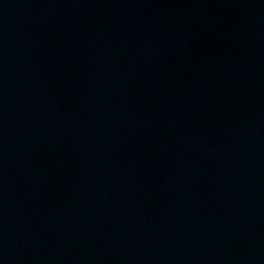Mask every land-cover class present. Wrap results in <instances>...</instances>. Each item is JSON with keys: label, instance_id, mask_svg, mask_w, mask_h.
<instances>
[{"label": "water", "instance_id": "obj_1", "mask_svg": "<svg viewBox=\"0 0 264 264\" xmlns=\"http://www.w3.org/2000/svg\"><path fill=\"white\" fill-rule=\"evenodd\" d=\"M0 264H264V0H0Z\"/></svg>", "mask_w": 264, "mask_h": 264}]
</instances>
